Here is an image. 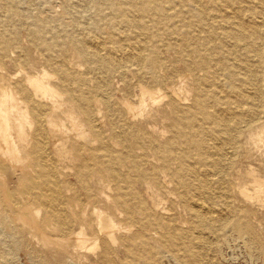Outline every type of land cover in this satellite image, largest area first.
Segmentation results:
<instances>
[{"label":"bare ground","instance_id":"6f19581e","mask_svg":"<svg viewBox=\"0 0 264 264\" xmlns=\"http://www.w3.org/2000/svg\"><path fill=\"white\" fill-rule=\"evenodd\" d=\"M261 217L264 0H0V264H202Z\"/></svg>","mask_w":264,"mask_h":264},{"label":"rangeland","instance_id":"374dc122","mask_svg":"<svg viewBox=\"0 0 264 264\" xmlns=\"http://www.w3.org/2000/svg\"><path fill=\"white\" fill-rule=\"evenodd\" d=\"M260 222L264 229V217ZM250 229L254 231L250 236L227 229L216 239L211 238L202 264H264V240L254 224H250Z\"/></svg>","mask_w":264,"mask_h":264}]
</instances>
